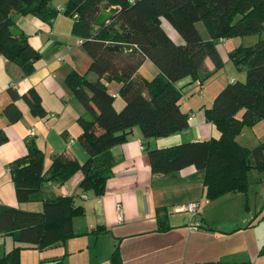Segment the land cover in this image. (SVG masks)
I'll return each instance as SVG.
<instances>
[{
	"label": "trees",
	"instance_id": "obj_1",
	"mask_svg": "<svg viewBox=\"0 0 264 264\" xmlns=\"http://www.w3.org/2000/svg\"><path fill=\"white\" fill-rule=\"evenodd\" d=\"M50 1L0 0V56L16 63L22 76L34 70L40 54L15 28L13 16L29 14L51 23L60 10ZM110 6L116 7V12L106 23L95 25L98 11ZM61 13L72 19L70 34L80 40L79 47L89 58L85 73L71 71L65 77L84 109V115L76 118L80 128L76 140L86 158L79 162L59 151L43 169L42 152L32 138L26 140V153L8 164L15 198L19 202L40 201L42 208L34 212L0 204V235H9L17 243L0 256V264H19L22 247L42 250L74 236L71 220L83 213L81 205L73 195H44L45 182L62 184L79 171L82 176L77 187L96 196L102 194L114 164L110 149L124 142L133 126L144 138L167 136L186 127L187 113L179 107L181 87L175 85L177 80L189 77L190 81L203 82L213 72L204 68L206 57L213 70L221 68L215 47L218 40L264 33V0H65ZM160 18L176 31L182 43L170 40L160 27ZM115 44L120 51L111 48ZM227 58L243 69L245 76L243 81L226 82L202 111L205 121L219 132L218 137L145 149L152 175L192 165L207 199L227 192L244 193L250 172L264 169V140L251 148L235 140L243 127L264 123V37L250 46L231 49ZM144 59L157 71L149 80L136 72ZM87 73L95 79H88ZM101 78L119 84L116 92L122 105L118 109ZM7 93L10 101L0 113L6 123L22 117L19 101L32 116L45 115L34 89L19 94L9 86ZM6 141L7 135L0 128V145ZM98 229L96 226L90 232ZM42 261L59 264L56 259ZM110 264H120L115 249Z\"/></svg>",
	"mask_w": 264,
	"mask_h": 264
},
{
	"label": "crops",
	"instance_id": "obj_2",
	"mask_svg": "<svg viewBox=\"0 0 264 264\" xmlns=\"http://www.w3.org/2000/svg\"><path fill=\"white\" fill-rule=\"evenodd\" d=\"M51 5L61 9L62 4L60 0H51ZM13 18L15 28L22 31L28 45L40 55L28 76H22L16 63L0 56V113L10 101L7 88L14 86L19 94L34 89L45 115L32 116L21 101L18 103L22 117L18 121L8 124L0 115V128L7 135V141L0 145V204L37 212L42 208L40 201L16 200L8 164L26 153L25 142L29 138L42 152L43 169L59 151L79 162L86 158L76 140L80 132L76 118L84 115V109L68 88L65 77L71 71L85 73L89 58L79 47L78 38L70 34L71 18L61 13L51 23L29 14H15ZM160 27L173 43H182L163 18ZM224 40L229 39L218 41ZM226 46L221 52L215 44L223 63L221 68L213 70L212 62L204 58V68L213 72L203 82L190 81L189 77L175 82L181 87L180 110L187 113L183 130L144 138L139 128L133 126L124 142L111 147L114 164L102 194L96 196L91 190H80L79 171L62 184H43L44 195H73L83 209L80 216L71 220L73 237L42 249L45 260L56 259L59 264H110L115 249L120 264H264V177L252 170L244 193L227 192L207 199L200 175L192 165L173 173L152 175L145 152L146 148L218 137L219 132L205 121L202 111L210 106L224 81L234 80L230 77L222 82L218 75L233 48L231 44ZM136 72L147 80L157 74L147 59ZM214 75L217 76L213 78ZM86 76L95 79L92 73ZM101 81L109 93L119 87L115 81ZM121 105L116 96L114 107ZM29 128L33 130L31 137L27 135ZM262 138L264 123L257 121L251 127H243L235 140L245 146L241 143L246 139L258 143ZM189 201H195L198 208L200 226L195 230L188 228L191 217L176 208ZM117 203L121 217L116 213ZM96 226L97 232L91 233ZM6 237L11 238L0 235V244L8 240Z\"/></svg>",
	"mask_w": 264,
	"mask_h": 264
},
{
	"label": "rangeland",
	"instance_id": "obj_3",
	"mask_svg": "<svg viewBox=\"0 0 264 264\" xmlns=\"http://www.w3.org/2000/svg\"><path fill=\"white\" fill-rule=\"evenodd\" d=\"M56 1H58V0H56ZM60 4H62L61 5V10H62L63 5H64L63 0H60ZM61 10H60V12L58 11V13H61ZM197 27H198V30L200 31V33L203 35L205 31H204L202 25L199 23L197 25ZM262 37H264V33L246 34V35H242V36H233L231 38H228L229 40L217 41L216 43H217V47L222 52V48H224V49L228 48V46H226V45L230 46V44H231L233 46V48L250 46V45L254 44L255 42H257L258 39L262 38ZM218 75H220V79L222 82L225 78H230V77H233L234 80L243 81L245 73H244L243 69L236 68L229 59H226V61L224 62L223 69H221V72ZM216 76L217 75H214L213 78ZM179 80H181V79H179ZM225 83H226V81H224L222 86H224ZM195 92H196V90H195ZM183 93H184V91H183ZM117 101H116V103H118ZM250 137H249V139H250ZM246 140L247 141H245V143H241V144H246L245 146H247L248 148H251L257 144L256 142L253 143V141H250V140L248 141V139H246ZM262 140H264V139L262 138L261 141ZM47 166H48V164H47ZM47 166H46V168H47ZM254 172H256L257 174L259 173L260 176L264 177V169H262L260 171H254ZM7 239L8 240L5 243L0 244V256L2 255V252H7L13 246L17 245V243H14L12 238H7ZM44 257H45V253H43L42 250H38V249L33 248V247H22L19 250V264H45L46 262L42 261V260L46 259Z\"/></svg>",
	"mask_w": 264,
	"mask_h": 264
},
{
	"label": "built area",
	"instance_id": "obj_4",
	"mask_svg": "<svg viewBox=\"0 0 264 264\" xmlns=\"http://www.w3.org/2000/svg\"><path fill=\"white\" fill-rule=\"evenodd\" d=\"M58 10H61V9H58ZM78 42H80L79 39H78ZM111 95H112V97H116L117 92H113V93H111ZM27 135L30 137L33 135V130L31 128H29L27 130ZM115 208H116L117 216L121 217V209H120V205L118 203L115 205ZM176 208L178 211H182L191 217V221L189 222V225H188L189 229L195 230V229L199 228L200 220L197 219L198 208H197V204L195 201H189V202H186L183 204H178V206Z\"/></svg>",
	"mask_w": 264,
	"mask_h": 264
},
{
	"label": "water",
	"instance_id": "obj_5",
	"mask_svg": "<svg viewBox=\"0 0 264 264\" xmlns=\"http://www.w3.org/2000/svg\"><path fill=\"white\" fill-rule=\"evenodd\" d=\"M116 10L117 8L113 6L99 10L94 17L93 23L95 25H101L103 23H106L109 20V18L116 12ZM111 48H113L116 51H120L118 44L112 45ZM123 53L126 55L128 54L127 52H123Z\"/></svg>",
	"mask_w": 264,
	"mask_h": 264
}]
</instances>
